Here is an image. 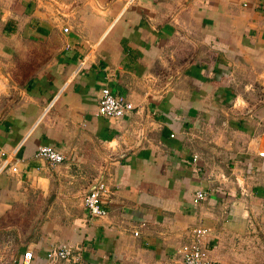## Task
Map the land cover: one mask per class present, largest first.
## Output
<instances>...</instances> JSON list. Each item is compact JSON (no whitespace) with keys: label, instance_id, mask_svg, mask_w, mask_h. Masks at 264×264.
I'll return each mask as SVG.
<instances>
[{"label":"crops","instance_id":"crops-1","mask_svg":"<svg viewBox=\"0 0 264 264\" xmlns=\"http://www.w3.org/2000/svg\"><path fill=\"white\" fill-rule=\"evenodd\" d=\"M0 153V264H180L198 226L211 264H264V0H0Z\"/></svg>","mask_w":264,"mask_h":264},{"label":"built area","instance_id":"built-area-1","mask_svg":"<svg viewBox=\"0 0 264 264\" xmlns=\"http://www.w3.org/2000/svg\"><path fill=\"white\" fill-rule=\"evenodd\" d=\"M67 29H63L66 32ZM134 112L132 104L122 100L120 97L112 94L107 87L99 90L96 115L106 119L119 120ZM3 156V153H0ZM259 158L264 159V153L258 154ZM34 157L45 160L50 167L64 162V157L49 147H38L34 152ZM195 159H193L194 161ZM12 163L9 167L11 173L16 172V164ZM110 189L103 181H96L93 188L82 197V207L89 219L102 218L106 215V211L101 208V200L108 197ZM195 199L204 200L205 193L197 191ZM134 236L137 234L134 232ZM210 238V230L205 227H194L189 231L188 241L181 245L177 250L180 258V264H211L208 256L207 244ZM49 264H81L73 255L72 247L68 245H59L52 248L45 255ZM31 253L25 252L21 255L20 264H30Z\"/></svg>","mask_w":264,"mask_h":264},{"label":"rangeland","instance_id":"rangeland-1","mask_svg":"<svg viewBox=\"0 0 264 264\" xmlns=\"http://www.w3.org/2000/svg\"><path fill=\"white\" fill-rule=\"evenodd\" d=\"M258 240V239H257ZM255 242H256V244L255 243H253V245H252V248H254V249H251V252H252V254H253V256L255 257L257 254H258V244H257V241L256 240H254Z\"/></svg>","mask_w":264,"mask_h":264}]
</instances>
